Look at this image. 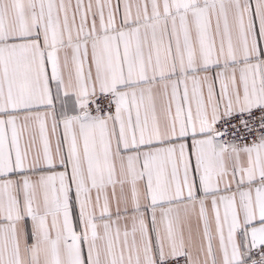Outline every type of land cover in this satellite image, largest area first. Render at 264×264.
<instances>
[{
  "label": "snow or ice",
  "instance_id": "obj_1",
  "mask_svg": "<svg viewBox=\"0 0 264 264\" xmlns=\"http://www.w3.org/2000/svg\"><path fill=\"white\" fill-rule=\"evenodd\" d=\"M0 264H264V0H0Z\"/></svg>",
  "mask_w": 264,
  "mask_h": 264
}]
</instances>
